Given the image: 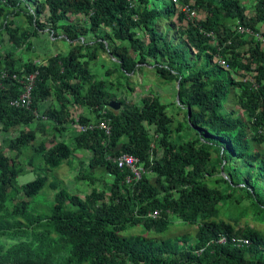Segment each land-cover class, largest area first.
<instances>
[{
    "label": "trees",
    "instance_id": "obj_1",
    "mask_svg": "<svg viewBox=\"0 0 264 264\" xmlns=\"http://www.w3.org/2000/svg\"><path fill=\"white\" fill-rule=\"evenodd\" d=\"M168 2L0 0V45L11 44L0 48V130L17 135L6 141L14 156L0 148V264H264V231L240 228L243 219L264 224V50L236 28L261 31L264 0H256L252 16L240 0H180L202 13L193 21ZM47 30L62 36L69 51L43 53L40 64L31 57L32 40ZM103 54L113 65L105 66L104 79L95 68ZM143 67L177 84L174 103L185 112L184 124L174 125L156 95L128 102L110 91L114 85L117 93L133 90L131 78ZM33 73V106L12 107L23 91L21 79ZM232 94L236 115L226 111ZM115 99L119 111L108 107ZM49 100L54 104L45 106L44 121L33 113ZM74 107L91 112V118L80 116L81 125L106 120L110 133L94 129L70 137ZM39 132L44 138L36 144ZM63 133L72 146L47 144ZM28 150L47 171L90 153L77 177L90 193L71 194L42 169L16 187L24 172L19 157ZM123 154L151 174L125 183L128 171L114 162ZM96 171L113 178L110 190ZM46 188L54 193L48 213L33 204ZM172 221L196 226L194 239L145 236L165 233ZM137 226L144 234L124 235Z\"/></svg>",
    "mask_w": 264,
    "mask_h": 264
},
{
    "label": "rangeland",
    "instance_id": "obj_2",
    "mask_svg": "<svg viewBox=\"0 0 264 264\" xmlns=\"http://www.w3.org/2000/svg\"><path fill=\"white\" fill-rule=\"evenodd\" d=\"M243 6L248 7L250 10L249 13L252 15V10L254 8V5L256 4V0H240ZM168 2V0H166ZM168 4H170L168 2ZM75 18H72V20ZM175 20V19H173ZM21 24V23H19ZM170 23H167L164 25V27L169 26ZM262 32H264V26H262L261 29ZM42 34V35H41ZM40 37L41 40L38 41L39 39L35 38L33 39V53L31 55L33 61L37 60L45 62L46 59L42 58L43 53H48L52 55H57V54H66L69 51V46L67 43H65L62 40H57L54 41L51 39L50 36H48L47 32L41 33ZM1 50L3 49H10L11 44H1L0 45ZM105 66H108L112 68V62L109 60V57L105 54L102 55L101 60L98 61V64L95 66L97 68V74L99 78H106V68ZM139 73L136 74L134 77L132 76L131 78V86L133 90L127 91V92H121L119 91L117 93V86L114 85L113 87L109 88L111 92L118 95L119 98L125 99L128 102H140V99L142 96H147V95H156L160 97L161 101L163 104H166L168 106L167 113L171 114L175 118V126H178V124L182 123L184 124V119H185V112L178 110L177 106L175 105V101H177V84L176 83H169L166 81L161 80L155 75V72L153 68L151 67H143ZM111 81L116 84V74H114L111 78ZM228 102L226 103V111L234 112L235 115L236 113L239 112L240 107L238 105V98H236V95L232 94L228 98ZM113 101H118V99H115ZM50 105L54 104L53 100H50ZM73 118L79 117L81 115H89L91 116V112L89 108H80V107H74L71 112ZM31 128V127H30ZM190 133V132H189ZM182 133L183 138L181 137L180 139H185L188 134ZM71 137V132L68 134ZM16 135H7L3 133L0 130V147H3L1 150V153H3L6 156H12L13 154L8 150L7 145L5 144V141L9 139L8 137H13ZM39 136L43 139L44 135L39 132ZM67 137V135H65ZM191 137V135H189ZM51 139V137H50ZM42 140L39 139L37 140L36 144L41 143ZM49 144V142H47ZM70 146H72V141L68 143ZM50 146V145H49ZM27 155V152H26ZM25 155L21 157L22 160H27L29 157ZM91 157L90 153L87 152H79L74 159H72L71 164H64L63 166L59 167L57 170H51V171H46L48 176L50 178V182L53 180L59 181L62 183L63 186H66L69 193L71 194H78L81 197L86 196L87 194L90 193L91 191V186L85 182L79 180L78 174L82 172L83 170L80 169H87V162L89 161V158ZM42 170H45L44 164L41 165ZM28 172L25 173L24 176L20 177L19 179L14 180V185L16 187H20L21 185L30 182L36 178V170L32 166L27 167ZM96 176L100 180L105 181V183L108 184V189L110 190V184L113 181V178L110 176H106L104 172L102 171H96ZM104 185H102L103 187ZM108 191V190H107ZM53 196L54 193L52 191H49L47 188L44 189V191L39 195L36 196L33 199V204L36 203L40 206L41 211L48 213L50 203L53 201ZM174 223V224H173ZM246 224L249 225L250 228H255L258 230L264 231V224L258 223L251 221L249 219H243L242 222L240 223V228H244ZM197 233V227L196 226H190L182 221H172V225L169 227V229L163 233L159 234L156 236L155 234H145V236L148 237H155V238H160V239H173L177 236H182V235H187L191 240L194 239L195 235ZM141 234H144V230L142 227L137 226L134 228L129 229L124 233L125 236H139ZM2 240V238H0Z\"/></svg>",
    "mask_w": 264,
    "mask_h": 264
},
{
    "label": "clouds",
    "instance_id": "obj_3",
    "mask_svg": "<svg viewBox=\"0 0 264 264\" xmlns=\"http://www.w3.org/2000/svg\"><path fill=\"white\" fill-rule=\"evenodd\" d=\"M173 3H176L177 5H178V7H180V9H179V12H182V13H184L185 14V16L187 17V19L189 20V21H193V20H199L200 18H202L203 16H202V13H200V12H198V11H196L194 8H193V6H194V2H190V3H188V4H182L181 2H180V0H171ZM248 11H247V14L249 15V16H252L250 13H249V9H247ZM192 13H195V15L193 16L192 15ZM252 14H254V8H253V10H252ZM184 24H187V22H185ZM260 26V30L262 29V26H264L263 24H260L259 25ZM237 31H239L241 34H245L247 37H251V38H253L254 40H255V42H258L260 45H261V48L264 50V32H262V31H259V32H257V31H253L251 28H246V27H244L243 25H241V24H239V23H237ZM45 32H47V34H48V36H50L51 37V39L52 40H54V41H57V40H62V36H59L58 38H55L53 35H49V33H48V30L47 31H45ZM45 32H42V33H45ZM42 35V34H41ZM40 40H41V37H40ZM40 40H38V41H40ZM47 54V53H46ZM49 57H50V55L51 54H47ZM57 55H60V54H57ZM52 56H55V55H52ZM37 63H44L43 61H36ZM46 62V61H45ZM219 64L222 66V67H224L225 69H227V70H229V65H228V63L224 60V59H220L219 60ZM4 76H6L7 77V74L6 73H4ZM31 76H33L34 77V84H33V88H34V86H35V82H36V76H37V73L36 74H31V75H27V74H25L24 76H23V78L21 79V81H20V83L22 84V85H24V84H26L27 82H28V78L29 77H31ZM14 78H15V75H14ZM23 92V91H22ZM33 92V91H32ZM22 94V93H21ZM20 94V95H21ZM19 95V96H20ZM18 96V97H19ZM50 101V100H49ZM46 102L45 104H44V106H42L41 107V111H39V110H37V109H34V115L36 116V117H38V118H41L42 120H44V121H46V120H48V116H46L45 114H44V110H46V107H49L50 106V102ZM177 101H179V100H177ZM11 102V101H10ZM118 102H120V101H118ZM120 104H121V102H120ZM10 105H11V103H10ZM51 105H53V104H51ZM32 106H33V99H32ZM46 106V107H45ZM109 107V106H108ZM110 108V107H109ZM121 108H122V105H121ZM120 108V109H121ZM16 109H20V108H16ZM28 110V109H27ZM112 110H114V109H112ZM114 111H117V110H114ZM119 111V110H118ZM85 115V114H84ZM82 116V115H81ZM85 116H87V115H85ZM88 117H89V115H88ZM188 117H189V112H188ZM190 117H191V113H190ZM72 118H73V116H72ZM79 118H80V116L77 118V117H75V118H73L74 119V121L76 122V124L73 126L74 128H72L71 129V136L74 138L77 134H81V133H86V132H88V131H92V130H94V129H101V130H104L105 131V133L106 134H109L110 133V130H111V128H110V125H109V122L108 121H106V120H100L99 121V123H95V122H91V123H87V124H83V125H81L80 123H79ZM89 118H91V117H89ZM102 123H105L106 125H107V128H102L101 127V124ZM48 128V127H47ZM84 129V130H83ZM263 132H264V130H263ZM7 134V133H6ZM7 135H9V134H7ZM11 135V134H10ZM17 136V135H16ZM13 137H15V136H13ZM9 139L11 138V137H8ZM41 137L39 136V138H38V140L40 139ZM9 139H7L6 141H8ZM6 141H5V144H6ZM49 141V145H51V143L52 144H56V143H58V142H60V141H63V142H66V143H70L71 142V140L68 138V136L66 137L65 136V134L63 133L61 136H58V137H54V138H51V139H49L48 140ZM7 145V144H6ZM1 148V150L3 149V147H0ZM8 148V147H7ZM9 150V149H8ZM10 151V150H9ZM11 152V151H10ZM13 155L12 156H14V154L15 153H13V152H11ZM25 155H26V153L24 154V155H22V156H24L25 157ZM127 155H129V154H123V155H121V156H119V157H117V158H115L114 159V162L117 164V166L119 167V165H118V163H117V160L119 159V158H121V157H124V156H127ZM22 156H20L19 157V160L21 161V168H23L24 169V172L17 178V179H19L20 177H22V176H24L25 175V173H27L28 172V169H27V167L30 165V166H32V167H34V169L35 170H40V169H42L41 168V165H42V162H40L39 161V159H34V157H35V155H34V152H33V150H28L27 151V157H29L27 160L25 159V160H22L21 159V157ZM129 156H132V157H134L133 155H129ZM9 157H11V156H9ZM134 158H136V157H134ZM137 160H138V164L140 165V166H142L143 168H144V171H145V173H143L142 174V177H143V175H146V174H151V173H149L147 170H146V168H145V166L140 162V160L138 159V158H136ZM120 168V167H119ZM120 169H126V171H128V173H129V175L125 178V183H127V184H133L134 182H137V181H134L133 183H128L127 182V179H128V177L129 176H131V171L128 169V168H120ZM47 170H46V168H45V170H44V172H46ZM49 175V174H48ZM108 176V175H107ZM49 177H51V176H49ZM141 177V178H142ZM141 180V179H140ZM33 181V180H32ZM139 181V180H138ZM31 182V181H30ZM28 183V182H27ZM26 184V183H25ZM24 185V184H23ZM22 186V185H21ZM81 197V196H80ZM233 240H236L235 238L233 239ZM237 241H238V239H237ZM246 241H248V240H245L244 241V243L246 244V245H249L250 244V241H248V243H246ZM219 242L221 243V244H225L226 243V238L225 237H222L220 240H219ZM239 243V245L240 246H242L241 245V243L240 242H238Z\"/></svg>",
    "mask_w": 264,
    "mask_h": 264
},
{
    "label": "built area",
    "instance_id": "obj_4",
    "mask_svg": "<svg viewBox=\"0 0 264 264\" xmlns=\"http://www.w3.org/2000/svg\"><path fill=\"white\" fill-rule=\"evenodd\" d=\"M194 16L195 13H192ZM34 77L31 76L28 78V82L24 84L23 92L19 97H15L11 100V106L14 108L28 109L32 107V91ZM102 128H107L105 123L101 124ZM84 130V129H83ZM117 163L120 168H128L131 171V176L128 177L127 182L133 183L141 179L142 174L145 173L144 168L138 164V160L132 156H124L117 160ZM248 243V241H246Z\"/></svg>",
    "mask_w": 264,
    "mask_h": 264
},
{
    "label": "water",
    "instance_id": "obj_5",
    "mask_svg": "<svg viewBox=\"0 0 264 264\" xmlns=\"http://www.w3.org/2000/svg\"><path fill=\"white\" fill-rule=\"evenodd\" d=\"M178 87H179V85H178ZM176 97H177V99L179 100L178 95H177ZM108 106H109L111 109H114V110H117V111L120 110V108H121V104H120V102H118V101H111V102H109ZM189 119H190V111H189Z\"/></svg>",
    "mask_w": 264,
    "mask_h": 264
}]
</instances>
